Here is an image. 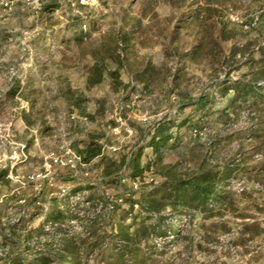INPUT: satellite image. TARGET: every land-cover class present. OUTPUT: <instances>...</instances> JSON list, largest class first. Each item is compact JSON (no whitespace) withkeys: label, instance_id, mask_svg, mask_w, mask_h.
Masks as SVG:
<instances>
[{"label":"rangeland","instance_id":"1","mask_svg":"<svg viewBox=\"0 0 264 264\" xmlns=\"http://www.w3.org/2000/svg\"><path fill=\"white\" fill-rule=\"evenodd\" d=\"M262 46L264 0H0V264L63 237L53 199L78 181L114 205L167 173L230 165L249 171L228 180L216 216L167 213L179 232L152 238V261L264 264V102L232 105L224 90Z\"/></svg>","mask_w":264,"mask_h":264},{"label":"trees","instance_id":"2","mask_svg":"<svg viewBox=\"0 0 264 264\" xmlns=\"http://www.w3.org/2000/svg\"><path fill=\"white\" fill-rule=\"evenodd\" d=\"M51 8L48 10H53ZM202 46L194 47L188 57L194 60ZM257 55L247 63L249 72L245 78L232 83L230 89H224L234 91L229 104L250 102L256 105L259 99L264 102V46L259 48ZM199 104L203 107V102L199 101ZM164 132L159 128L147 145L157 156L169 138L164 136ZM97 152L87 149L83 161H91ZM248 171V166L230 165L206 169L183 179L167 173L164 180L153 188L128 194L121 204L114 205L110 200L85 195V191L93 190L95 185L78 181L74 186L79 187L68 193L69 197L78 200L76 203H71L69 197L53 199L55 207L50 211V218L63 237L47 246L49 249L44 253L33 257L9 256L6 264H154L152 238L167 231L176 235L179 232L180 225L171 226L166 221L167 213L178 218L197 212L206 213L208 218L215 217L229 198L226 193L228 180ZM7 174V171H2L0 181H5ZM137 174L135 169L132 176ZM59 203H63L65 208L60 209ZM125 204L127 208L115 220L111 214ZM69 220L78 222L79 232L64 226V222Z\"/></svg>","mask_w":264,"mask_h":264},{"label":"crops","instance_id":"3","mask_svg":"<svg viewBox=\"0 0 264 264\" xmlns=\"http://www.w3.org/2000/svg\"><path fill=\"white\" fill-rule=\"evenodd\" d=\"M60 93V92H59ZM42 130V129H41ZM53 132L51 129H43L42 131H40V134L38 136V138H40L41 140L45 139L46 136L50 133ZM78 136V134L74 135V139ZM38 140V139H36ZM82 145H78V144H74V148L78 147V148H82ZM87 151V148L84 149V151H78V155L79 157L83 160V157L85 156V153ZM0 183H5V181H0Z\"/></svg>","mask_w":264,"mask_h":264}]
</instances>
